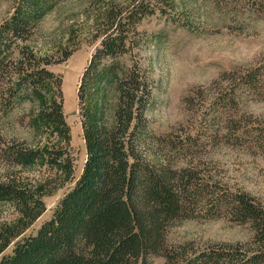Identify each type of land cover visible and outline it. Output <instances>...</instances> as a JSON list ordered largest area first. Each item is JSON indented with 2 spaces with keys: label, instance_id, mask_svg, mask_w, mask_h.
<instances>
[{
  "label": "trees",
  "instance_id": "obj_1",
  "mask_svg": "<svg viewBox=\"0 0 264 264\" xmlns=\"http://www.w3.org/2000/svg\"><path fill=\"white\" fill-rule=\"evenodd\" d=\"M46 1L15 0L12 14L0 24V51L31 39ZM214 1L220 9L264 17V0ZM174 8L175 0H125L113 1L104 12L101 45L78 88L83 115L88 85L97 88L113 77L100 69L102 60L130 54L132 64L114 79L112 115L101 107L97 117L83 122L86 157L80 170L64 113L63 76L50 69L71 52L55 61L26 45L16 60L4 58L2 52L0 74L7 71L5 86L16 97L27 89L50 87L52 97L43 104L40 117L55 129L60 142L42 150L12 141L1 149L10 166L41 163L50 176L38 185L14 178L0 181V203L16 210L15 218L0 221V264H155L153 256L163 257L164 264H264V203L217 177L201 161L207 141L226 136L228 128L238 139L257 140L264 132L243 123L245 113L239 108L247 95L264 100V58L225 70L183 98L187 110L202 123L195 127L197 132L156 133L146 115L154 83L136 57L144 39L139 25L157 13L181 21ZM204 124L205 132L210 131L205 141ZM62 188L66 191L52 215L33 228L47 210L45 197ZM194 218L249 224L254 232L251 243L171 244V228Z\"/></svg>",
  "mask_w": 264,
  "mask_h": 264
},
{
  "label": "rangeland",
  "instance_id": "obj_2",
  "mask_svg": "<svg viewBox=\"0 0 264 264\" xmlns=\"http://www.w3.org/2000/svg\"><path fill=\"white\" fill-rule=\"evenodd\" d=\"M113 1L125 0H48L43 4L44 15L31 39L3 46L0 51L1 59L3 52L6 53L4 58L16 60L19 50L26 45L53 61L71 52L67 60L52 64L50 69L63 76L64 113L71 127L78 170L86 157L82 128L85 118L97 117L101 107L109 117L112 115L116 100L114 79L122 76L132 64L130 54L102 60L100 69L113 77L97 88L92 83L88 85L86 115H83L78 100L80 80L101 45L102 18ZM14 6L15 0H0V24L12 14ZM173 12L181 16V21L157 13L146 17L139 25L144 39L136 57L154 83L146 115L150 126L159 134L171 130L178 134L187 130L197 132L195 127L202 123L187 110L183 98L196 86L209 85L225 70L255 65L264 58V17L253 12L220 9L214 0H175ZM5 75L7 71L0 74V181L14 178L38 185L50 176L45 165L12 167L4 161L1 149L12 141L42 150L60 142L55 129L40 117L43 104L51 99L52 91L50 87L27 89L16 97L5 86L8 78ZM244 98L239 104L245 113L243 123H253L264 130V100L248 95ZM213 111L212 107L208 113ZM204 126L206 124L202 125L205 132ZM203 130L205 141L210 131L203 134ZM227 131L226 136L210 137L207 141L201 151L204 168L264 203V132L256 140L255 137L238 139L232 128ZM65 191L66 188H62L45 197L47 210L33 228H38L52 215ZM15 217L13 205L0 203V221ZM253 234L249 224L225 218H194L171 228L168 239L171 244L193 241L199 247L215 242L248 245ZM152 260L155 264H164L163 257L153 256Z\"/></svg>",
  "mask_w": 264,
  "mask_h": 264
}]
</instances>
